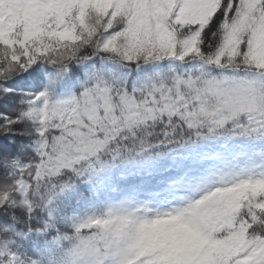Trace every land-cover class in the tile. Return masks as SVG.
<instances>
[{
	"label": "snow or ice",
	"instance_id": "obj_1",
	"mask_svg": "<svg viewBox=\"0 0 264 264\" xmlns=\"http://www.w3.org/2000/svg\"><path fill=\"white\" fill-rule=\"evenodd\" d=\"M0 264H264V0H0Z\"/></svg>",
	"mask_w": 264,
	"mask_h": 264
}]
</instances>
